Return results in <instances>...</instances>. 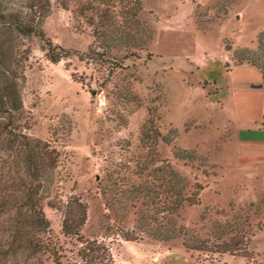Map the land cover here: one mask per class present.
<instances>
[{
  "label": "rangeland",
  "instance_id": "374dc122",
  "mask_svg": "<svg viewBox=\"0 0 264 264\" xmlns=\"http://www.w3.org/2000/svg\"><path fill=\"white\" fill-rule=\"evenodd\" d=\"M237 1L49 0L22 88L27 135L57 151L49 229L0 194V264H264V126L224 47L256 40L264 0ZM235 58L264 70V31Z\"/></svg>",
  "mask_w": 264,
  "mask_h": 264
},
{
  "label": "trees",
  "instance_id": "16d2710c",
  "mask_svg": "<svg viewBox=\"0 0 264 264\" xmlns=\"http://www.w3.org/2000/svg\"><path fill=\"white\" fill-rule=\"evenodd\" d=\"M48 6L49 0H0V194L7 196H3L5 199L1 206L11 210L14 207L34 209L31 224L44 232L49 229V222L43 211L42 199L43 193H50L53 188L57 151L48 142L33 143L27 135L22 124L25 113L22 88L26 83L27 61L32 53L25 41L31 37L46 39L42 23ZM46 43L52 61L58 62L68 55L67 50L54 46L49 39ZM246 60L264 73L256 59ZM144 189H136V192H144ZM185 201L190 200L183 194L176 202L177 207L183 206ZM168 209L171 208L168 206L165 211ZM73 227L78 228L73 218H66L65 232L75 233L71 232ZM163 237L164 240L173 238L169 234H163Z\"/></svg>",
  "mask_w": 264,
  "mask_h": 264
},
{
  "label": "crops",
  "instance_id": "0c3cea01",
  "mask_svg": "<svg viewBox=\"0 0 264 264\" xmlns=\"http://www.w3.org/2000/svg\"><path fill=\"white\" fill-rule=\"evenodd\" d=\"M239 1V2H238ZM236 3V11H237V6L243 1V0H238ZM235 11V10H233ZM232 9L230 11L233 12ZM230 13L228 14L227 20L230 16ZM202 29V28H201ZM213 29V28H212ZM203 30V29H202ZM204 31V30H203ZM264 31V27L260 28L257 31V36L256 40H254L250 45L248 46H233L231 48L226 47V43H224L225 50L228 52L229 59L232 61L231 66L227 64V68L229 69L230 75H233L231 78V83L229 84V90L228 94L231 96V93L233 92V95L236 98V101L238 102V107L240 111L245 110L248 107H254L256 105L261 111V119H262V125L264 126V73L263 71L250 62L249 60H244L242 62L236 63V58H235V50L238 48L242 47H251L255 48L257 44V39L259 35ZM233 41V40H231ZM234 43V42H233ZM243 66H248L249 70H247L245 73H242L244 76L240 77L239 73L235 72L237 69L243 67ZM236 81L239 82H247L249 87L244 88L245 92L240 91L236 85L234 84ZM261 89V90H259ZM264 150V147H263ZM262 158V157H261Z\"/></svg>",
  "mask_w": 264,
  "mask_h": 264
}]
</instances>
